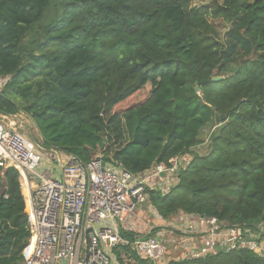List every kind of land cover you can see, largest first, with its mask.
<instances>
[{
  "label": "trees",
  "instance_id": "trees-1",
  "mask_svg": "<svg viewBox=\"0 0 264 264\" xmlns=\"http://www.w3.org/2000/svg\"><path fill=\"white\" fill-rule=\"evenodd\" d=\"M216 21L230 26L224 40ZM0 81V115L28 117L45 150L83 164L101 154L131 177L191 158L168 193L145 187L159 223L264 224V0H0ZM208 126V153L198 155ZM25 210L21 178L8 169L0 264L24 261ZM113 256L153 264L130 245ZM164 264L264 259L220 251Z\"/></svg>",
  "mask_w": 264,
  "mask_h": 264
},
{
  "label": "built area",
  "instance_id": "built-area-1",
  "mask_svg": "<svg viewBox=\"0 0 264 264\" xmlns=\"http://www.w3.org/2000/svg\"><path fill=\"white\" fill-rule=\"evenodd\" d=\"M17 118L0 115V176L15 169L21 178L30 235L21 264H116L113 250L125 245L153 264L165 263L166 250L158 238L134 236L127 242L119 234L137 207L147 203V181L177 176L191 158H175L169 169L156 166L138 179L106 165L101 154L83 164L54 149L45 150L20 134ZM186 217L178 242L187 250L183 259L220 251H246L264 259V224L248 229L227 227L213 218ZM188 235L200 237V245L185 247Z\"/></svg>",
  "mask_w": 264,
  "mask_h": 264
},
{
  "label": "rangeland",
  "instance_id": "rangeland-1",
  "mask_svg": "<svg viewBox=\"0 0 264 264\" xmlns=\"http://www.w3.org/2000/svg\"><path fill=\"white\" fill-rule=\"evenodd\" d=\"M218 2H221V0H217ZM197 4V3H195ZM212 25H214L219 37L221 40H224L226 38L227 33L230 31V26L225 25L221 21L211 22ZM4 81H0V86L3 85ZM20 118H17L16 124L18 125V131L21 135L27 137L28 139L40 142L38 132L36 131L33 123L31 120L24 116V115H18ZM213 126H208L205 131L201 135V139L203 140V144L200 146V148H195L198 155H205L208 153V143L206 142L208 136L213 131ZM175 177V176H173ZM175 181V180H174ZM172 181L166 182L165 184H160V188L163 190H167L168 187L172 186ZM143 206V207H142ZM141 210L142 219L136 217H132V220L135 221L136 226L135 231L133 233L140 235L141 237H148L151 235L156 229L162 230L161 234H153L150 237L152 238H158L162 241V244L166 250V256L164 258V261L169 258H175L174 254H177L178 251L180 252V246L177 245L178 242L183 238H181V232L176 231L175 229H181L179 228H172L171 226H174L176 222H180L179 218L182 216H178L170 220L169 225L167 228L165 227H157L152 230H149V226L155 227L154 225L158 224L159 219L157 218V215H154L152 210L148 208V205H141L137 207V212H135L138 215V211ZM128 223V222H127ZM181 223V222H180ZM127 225H125L126 227ZM178 226V225H177ZM160 230V231H161ZM158 236V237H157ZM188 245V244H187ZM179 246V247H178ZM182 252V250H181Z\"/></svg>",
  "mask_w": 264,
  "mask_h": 264
},
{
  "label": "crops",
  "instance_id": "crops-1",
  "mask_svg": "<svg viewBox=\"0 0 264 264\" xmlns=\"http://www.w3.org/2000/svg\"><path fill=\"white\" fill-rule=\"evenodd\" d=\"M39 143V142H38ZM149 173H150V171L149 172H147V173H145L144 175H142V176H138L137 178L138 179H143V178H145V177H147L148 175H149ZM176 178H177V176H175V177H173L172 175H165V176H160L158 179H151V180H149V181H147V183H146V188H150V189H158V190H160V191H162L163 193H168L169 192V190H170V188H172L173 186H175L176 185ZM175 180V181H174ZM169 181H172L173 183H172V186L171 187H168V189L167 190H163V189H161L160 188V184H165L166 182H169ZM145 206L146 205H148L147 203L146 204H144ZM143 207V206H142ZM148 208L149 209H151V207L148 205ZM152 210V209H151ZM136 212H137V210H136ZM138 217V218H141L142 219V214H141V210L140 211H138V215L135 213V215H134V217ZM186 216H182V217H180L179 218V221L181 222H176V224L174 225V226H171L172 228H179L180 226V228H182L183 227V225H184V222H185V220H186ZM127 226L126 227H123V229H122V231H124V232H128V233H133V231H135V226H136V224H135V221L134 220H132V218H129L128 220H127ZM170 222V221H169ZM169 222H164V223H159L158 222V224H156V225H154L155 227H152V226H149V230H152V229H154V228H157V227H165V228H167V226L169 225ZM178 225V226H177ZM158 229V228H157ZM176 231H181V229H175ZM161 232H162V230L161 231H159L158 233H156V235H158V234H161ZM140 236V235H139ZM158 237V236H157ZM181 237H182V234H181ZM188 237V240H189V243H188V245L190 246V248H196V247H198L199 245H200V237H198V236H195V235H188L187 236ZM177 245H179V243L177 244ZM186 245L187 244H185V247H186ZM179 247V246H178ZM181 250H182V252H181ZM186 248H184V245H180V252L178 251V253L177 254H174V256H176L175 258H173V259H178V258H184L185 257V255H186Z\"/></svg>",
  "mask_w": 264,
  "mask_h": 264
},
{
  "label": "water",
  "instance_id": "water-1",
  "mask_svg": "<svg viewBox=\"0 0 264 264\" xmlns=\"http://www.w3.org/2000/svg\"><path fill=\"white\" fill-rule=\"evenodd\" d=\"M220 80H221L220 78H214V79H212V82H219ZM195 90H196L197 92L199 91L198 88H195ZM102 167H104V164H102ZM179 175H180V172L178 173V177H179ZM161 176H163V175H161ZM119 235H120V237H121L122 239H124L125 241L130 242V239L127 238V237L125 236L124 233H120ZM144 240H145V239H141L140 241L143 242Z\"/></svg>",
  "mask_w": 264,
  "mask_h": 264
}]
</instances>
